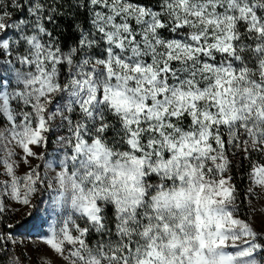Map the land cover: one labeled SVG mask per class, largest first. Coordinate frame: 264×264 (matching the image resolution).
<instances>
[{"label":"snow or ice","instance_id":"1","mask_svg":"<svg viewBox=\"0 0 264 264\" xmlns=\"http://www.w3.org/2000/svg\"><path fill=\"white\" fill-rule=\"evenodd\" d=\"M0 264H264V0H0Z\"/></svg>","mask_w":264,"mask_h":264},{"label":"rangeland","instance_id":"2","mask_svg":"<svg viewBox=\"0 0 264 264\" xmlns=\"http://www.w3.org/2000/svg\"><path fill=\"white\" fill-rule=\"evenodd\" d=\"M34 163H35V161H34ZM25 211H26V209H22L21 212L15 218H17L18 220L21 219L23 217ZM38 225H39V221L32 219V223L30 224L27 233H31L33 236H35L36 232L39 231Z\"/></svg>","mask_w":264,"mask_h":264},{"label":"trees","instance_id":"3","mask_svg":"<svg viewBox=\"0 0 264 264\" xmlns=\"http://www.w3.org/2000/svg\"><path fill=\"white\" fill-rule=\"evenodd\" d=\"M15 219H17V218H15ZM19 220H21V223H22L23 226L22 227H19L17 230L19 232H21V233H27L28 232V229H29V226L32 223V218L29 217V218L19 219Z\"/></svg>","mask_w":264,"mask_h":264}]
</instances>
